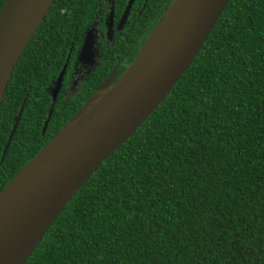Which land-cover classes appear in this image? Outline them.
<instances>
[{"label":"trees","instance_id":"1","mask_svg":"<svg viewBox=\"0 0 264 264\" xmlns=\"http://www.w3.org/2000/svg\"><path fill=\"white\" fill-rule=\"evenodd\" d=\"M159 2L164 13L172 0H148L145 20ZM102 5L52 0L18 57L0 102V155L25 102L0 162V190L83 103L57 98L41 134L46 89ZM240 260L264 264V0L227 2L165 98L70 198L24 264Z\"/></svg>","mask_w":264,"mask_h":264},{"label":"water","instance_id":"2","mask_svg":"<svg viewBox=\"0 0 264 264\" xmlns=\"http://www.w3.org/2000/svg\"><path fill=\"white\" fill-rule=\"evenodd\" d=\"M52 0H4L0 6V102L13 67ZM132 0L128 1L125 12ZM172 0L136 55L109 85L117 68L0 190V264H24L76 191L160 104L188 68L229 0ZM172 10L159 45L142 49ZM124 12V14H125ZM84 45L86 42L83 43ZM66 63L50 88L51 103ZM22 100L1 150L7 151ZM51 108L43 122L44 133Z\"/></svg>","mask_w":264,"mask_h":264},{"label":"flooded vegetation","instance_id":"3","mask_svg":"<svg viewBox=\"0 0 264 264\" xmlns=\"http://www.w3.org/2000/svg\"><path fill=\"white\" fill-rule=\"evenodd\" d=\"M128 1L103 0L102 8L96 10L83 30L69 62L68 56L65 58L64 74L53 103L50 88L54 86V81L46 89L50 100L48 111L50 108L52 111L57 98L70 103L83 97L84 102L115 66L117 68L109 85L129 64V57H134L165 8L157 3L153 13L145 20L144 10L148 0H132L125 12ZM119 49L122 53L111 65ZM248 263V260H240V264Z\"/></svg>","mask_w":264,"mask_h":264},{"label":"bare ground","instance_id":"4","mask_svg":"<svg viewBox=\"0 0 264 264\" xmlns=\"http://www.w3.org/2000/svg\"><path fill=\"white\" fill-rule=\"evenodd\" d=\"M179 3L178 0H176L174 6H177ZM173 21V12L172 10L168 13V15L165 17V19L162 21V23L156 28L151 38L147 41V43L144 45L141 56L148 54L153 47L159 45L162 38L165 36V33L167 29L170 27L171 23Z\"/></svg>","mask_w":264,"mask_h":264}]
</instances>
